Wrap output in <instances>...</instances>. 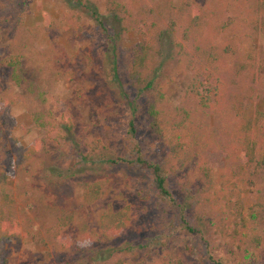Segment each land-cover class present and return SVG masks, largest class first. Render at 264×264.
Returning a JSON list of instances; mask_svg holds the SVG:
<instances>
[{
    "label": "rangeland",
    "instance_id": "1",
    "mask_svg": "<svg viewBox=\"0 0 264 264\" xmlns=\"http://www.w3.org/2000/svg\"><path fill=\"white\" fill-rule=\"evenodd\" d=\"M115 1L131 15L123 21L128 29L122 33L120 49L128 52L139 42L152 46L146 67L148 71L155 70V81L161 85L162 97L158 100L153 90L147 93V97L163 112L162 118L169 124L168 128L176 129L171 134L178 141L188 143L184 154L189 160L184 163L171 159L164 138L155 140L151 146L160 156L169 158L172 166L181 167L170 181L173 184L171 191L177 199L184 200L187 214L194 211L200 217L199 232L186 241L196 250L194 264H263L264 226L258 225L256 229L244 227L239 237L230 239L232 217L221 196L227 191L223 183V154L228 151L223 131L234 122L228 110L231 91L228 73L236 63L231 51L240 49L243 53L246 50L253 56L246 75L247 80L248 76L252 78L248 80L252 96L243 103V115L252 117L255 111L264 107V34L258 28L252 29L248 17L242 20L246 13L250 15L252 4L264 3V0H193L201 30L192 33L187 41L181 39L186 21L176 13L177 6L173 5L180 0ZM91 2L105 14L106 24L118 30L115 11H105L103 0L88 1L90 5ZM24 7L25 27L18 39L22 46L19 51L22 53L20 72L24 79L14 84L8 69L0 66V96L5 100V104L0 105V127L14 139L7 143L6 151L25 148L43 138L45 143L36 156L49 168H55V165L68 168L77 152L90 151L89 147L97 143L115 154L122 153L131 116L128 108L118 103L106 86V63L103 61L108 48L105 36L85 15V10L72 1L24 0ZM171 20H174L172 25ZM196 40H200V47L205 43L212 45L218 55L213 68L204 65L202 57L197 55L194 49ZM175 42L180 43L186 56L179 57L180 49L174 46ZM155 50L159 53H154ZM13 51L9 36L0 32V56ZM84 53L90 59L74 58ZM218 90L226 96L221 95L215 102L212 94ZM199 96L206 100L207 112H204ZM29 111L49 113L56 122L68 118L72 133L60 140L62 148L58 141L47 138L46 131L32 122ZM143 136L150 137L147 133ZM206 168L210 170L211 182L205 177ZM1 170L8 172L9 168L0 156ZM87 175L106 182L104 196L88 205L80 202L81 189L77 184L78 179ZM146 179V171L124 164L101 170L98 165L87 163L73 177L61 180L49 198L75 211L76 219L63 230L72 241L79 238L77 230L82 223L96 231V216L108 205L113 208H120L125 203L133 205L125 231L118 240L136 246L145 242L151 233L148 226L152 206L145 201ZM6 182L20 184L19 178L11 173H8ZM39 185L38 182L27 184L26 192L34 193L32 188ZM183 187L196 192L197 205L191 207L186 201ZM30 214L38 226L48 220L42 207H37V202L30 207ZM252 238L257 240V245L252 243ZM47 250L23 235L6 243L3 255L6 264H63L64 252L50 249L47 255ZM168 250L172 259L187 252L178 242ZM116 259L124 260L122 264H155L165 259V250L152 245L137 246L134 253L125 255L107 250L99 252L92 261Z\"/></svg>",
    "mask_w": 264,
    "mask_h": 264
},
{
    "label": "trees",
    "instance_id": "2",
    "mask_svg": "<svg viewBox=\"0 0 264 264\" xmlns=\"http://www.w3.org/2000/svg\"><path fill=\"white\" fill-rule=\"evenodd\" d=\"M69 1L85 10V15L93 21L107 40L108 51H105V60L103 61L106 63V86L113 93V98L128 108L131 116L127 122L128 129L122 144L123 151L120 154H115L97 143L89 147L90 151L77 152L68 168L63 166L58 168L56 165L53 166L55 168H49L44 164L45 162L40 163L36 156L41 145L45 143L43 138L25 148L17 147L15 150L7 152V143H12L14 139L9 138L7 131H3V127H0L1 161L9 168L8 172L0 171V264H6L3 255L4 245L11 239H17L23 235L48 250L64 252L63 264H122L124 260L120 259L110 262L92 261V259L99 252L112 250L117 251L120 255H125L134 253L137 246L148 245L158 246L165 250V259L155 264H194L197 256L196 250L193 244L188 246L186 241L190 239L191 235L199 232L200 217L193 210L187 214L184 200L177 199L171 191L173 184L170 181L181 167L172 166L169 158L160 156L151 146L155 140L159 141V138H164L169 145L171 159L174 158L179 163L189 160L184 154V147L188 146V143L178 141L177 137L171 134L176 129L170 126L168 128L169 124L162 118L163 112L147 97V93L151 90L154 91L158 100L162 97L161 85L158 86V81L157 83L155 81V70L148 71L146 67L152 46L149 43L139 42L128 52L120 49L119 42L122 33L128 29L127 24L125 25L123 21L131 15L115 0L103 1L105 2V11H115L119 23L118 30L106 24L103 19L105 14L100 13L92 2L90 5L89 0ZM0 4V32L9 36L14 50L0 56V66L8 69L10 80L14 84H18L24 79L20 72L22 53L19 51L22 46L18 40L25 27L23 25L24 0H0ZM173 5L177 6L176 13H179L186 21L183 24L181 39L187 41L192 33L196 34L201 30L197 7L193 0H180L178 4ZM246 17L249 18L248 24L252 29L258 28L264 34L263 2L252 4L250 15L248 16L246 13L242 20L244 21ZM173 21L171 20V25ZM26 29L31 32L30 27ZM26 41L28 42V39ZM196 42L197 45H194V49L197 55L202 57L204 65L213 68L218 55L214 53L212 45L205 43L200 47L198 45L200 40H196ZM174 46L180 49L179 57L186 56L184 51H181L179 42H175ZM225 48L227 49L226 46ZM244 51L243 53L240 49L231 51L236 63L234 62L228 73L231 81L228 86L231 89L228 94V110L234 122L228 130L223 131V135L227 138L228 151L223 154L225 169L223 183L226 185L227 191L222 194L221 199L232 217L228 234L230 239L239 237L241 229L244 227L256 229L258 225L264 226V107L260 111H255L252 117L243 115V103L246 98L252 96V88L248 82L252 78L248 76L247 80L246 75L249 61L253 57L249 51ZM154 53L157 54L159 51L155 50ZM86 55L87 53H84L83 56L76 55L74 58L90 59ZM193 92L195 96H198L196 90ZM221 95L225 97L226 93H220L218 90L213 92L212 97L216 102ZM203 98H200L199 101L204 112H207L208 104ZM4 101L0 96V105H4ZM181 112L185 116L187 115V112L183 110ZM46 114L29 111L32 122L46 131L47 138L58 141L59 147L62 148L63 144L60 140L71 135V124L68 118H64L62 122H56L49 113ZM146 133L150 137L143 136ZM77 144L80 145L78 142ZM236 149L238 154H236ZM87 163L98 165L101 170H106L117 164H124L146 171L148 191L145 201L151 204L152 213L148 226L151 233L145 242L134 246L129 243L125 245L121 240H118L125 231L126 222L133 209V205L128 203L123 204L120 208L108 205L105 210L98 212L95 219L96 231L82 223L77 230L79 238L75 241H72L70 235L63 232L76 219L75 211L53 201L49 195L53 194L52 190L61 180L73 177ZM8 173L19 178L20 184L18 185L16 182L9 185L6 182ZM204 174L207 181L211 182L208 168ZM83 177L77 180L81 189L79 199L81 203L88 205L104 196L106 182L102 178H90L89 175ZM34 182L40 183L39 186L32 188L37 192L36 196L35 192H26V185ZM185 187L182 190L185 191L186 201H189L191 207L197 205L199 199L196 197V192L192 193ZM35 202L39 209L42 207L44 215L48 217L47 222L41 223L40 226L33 221L30 214V207ZM176 242L180 243L187 252L172 259L168 249ZM252 243L256 244L257 240L252 238ZM48 250L47 255L49 254Z\"/></svg>",
    "mask_w": 264,
    "mask_h": 264
}]
</instances>
